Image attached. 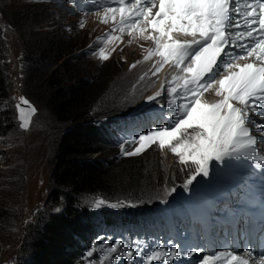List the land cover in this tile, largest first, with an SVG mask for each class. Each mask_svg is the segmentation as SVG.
<instances>
[{
    "label": "rangeland",
    "instance_id": "1",
    "mask_svg": "<svg viewBox=\"0 0 264 264\" xmlns=\"http://www.w3.org/2000/svg\"><path fill=\"white\" fill-rule=\"evenodd\" d=\"M60 1L64 3L60 4ZM71 7V2L65 0H0V66L9 91L8 97L0 95V213L4 214V219L1 220L3 224H0V264L24 263V259L29 257L37 230L47 221L50 214L62 211L60 207L63 205H58L53 200L50 172L58 138L69 127V122H60L52 114L47 88L49 76L61 70L68 83L77 77L87 80L88 87L84 90L83 105L88 104V116L92 117L90 120L102 119L100 122L103 128L110 125V118L115 121L113 117L116 114L121 115L142 107V100L145 98L132 99L125 92L132 80L129 75L132 71L127 70H132L130 68L135 61L143 60L147 56L149 40L137 37L139 41L128 42L127 33L119 32L123 42L121 45L116 44L112 32L115 23L121 24V27L132 25V22L121 20L119 10L79 13ZM157 9V5L152 7L153 14ZM100 13L103 17L98 18ZM126 14L125 12L124 17ZM126 29L129 30V27L126 26ZM49 40L61 44L59 53L62 55L58 60L51 57L39 63L41 57L38 47L47 45L46 41ZM129 46L134 50L131 51ZM108 48L112 53L108 52ZM68 56L69 62L74 64L71 67L66 65ZM236 56L245 57V54L241 52ZM148 58L153 59V55ZM227 59L223 55L219 61L227 62ZM229 63L235 64V59ZM163 66L164 64L161 70L156 72V79ZM220 71L227 74L223 68ZM189 75L167 84L168 88L176 89L177 92L180 85L184 84V78ZM220 78V75L216 76L217 80ZM156 82L145 89L146 95ZM168 88L164 89V95L159 94V97L156 96L151 102L162 99L161 96L170 95ZM21 97L29 101L36 110L26 130L19 127L17 119L16 108L19 103H23ZM214 97L216 102L221 99L217 95L215 84L202 91L201 103L211 104ZM182 100V103H187V96H183ZM10 117L12 120L9 121ZM254 123L263 122L254 119ZM248 127L252 129V125ZM198 131V128L182 130L171 142L166 140L163 148L159 145V138H150L139 154L126 156L121 149L117 152L120 158L135 160L137 165L130 167L144 172L152 170L156 176L155 185L145 191L136 192L151 193V196L132 203V207H154L159 199L166 200L182 192L185 184L193 177L195 179H192L188 187L192 184V188L198 184L207 185L217 177L228 179V172H231L229 167L227 170L226 167L215 171L210 169L209 176L202 177L196 173L197 165L187 153L185 161L181 162L178 154L172 152V147L177 143L193 142ZM126 141L128 143L125 144V151L134 152L139 147L138 138ZM131 164L134 163L129 165ZM147 178L149 182L152 175L148 173ZM105 196L110 197L106 194L103 197H83L82 204L100 200L96 202L98 204L105 200ZM109 211L111 209L106 205L97 210L104 214ZM196 251H200L201 259L204 255L210 257L215 253L198 246L186 254ZM102 257L106 262V257ZM211 260L205 264L217 262ZM201 261L197 264H201ZM93 264L98 263L95 261Z\"/></svg>",
    "mask_w": 264,
    "mask_h": 264
},
{
    "label": "snow or ice",
    "instance_id": "2",
    "mask_svg": "<svg viewBox=\"0 0 264 264\" xmlns=\"http://www.w3.org/2000/svg\"><path fill=\"white\" fill-rule=\"evenodd\" d=\"M118 2L122 5L124 0ZM141 2L142 0H135L128 9L121 7V20L123 21L125 12H134L135 17H142L143 20L136 19L133 27L141 23L145 27L150 26L156 33L152 38L158 44V52L163 61L167 63L171 60L181 72L190 74L184 78L181 89L188 94V102L180 103L175 109L177 115L173 126L139 135V147L134 152L125 151V144L128 143L125 141L120 144L121 151L126 156L139 154L150 138H159V145L163 148L166 140L171 142L182 130L198 128L193 142L177 143L171 150L178 154L181 162L185 161L187 153L197 165L198 174L207 177L210 169L215 171L220 167H227L233 160H239L241 154L257 145L258 137L264 140V123H254V118L264 119V66L254 63L234 65L224 60L218 61L217 58L222 56L225 45L229 43V36H232L230 31L226 35L225 30L231 29L235 24L230 15L235 8L230 10L229 0H158L159 6L155 14L150 7H140ZM147 3L156 7V0H147ZM254 4L256 7L249 5L251 10L244 14L247 30L243 35L253 38L252 45L246 49L248 55L264 59V0H254ZM177 26L190 30L193 39L185 42L172 41L170 33ZM238 38L239 33L232 36L231 43L236 44ZM237 46L245 47L242 44ZM182 64L185 66L181 68ZM221 68L227 72L226 75L221 73ZM217 75L221 76L219 80L216 79ZM213 84L217 85V95L221 99L215 104H202V91L211 88ZM173 91L175 90L168 88L169 94ZM20 99L25 105L29 104L23 97ZM152 99L154 98L149 97V100ZM232 101H237L243 107L236 106ZM167 106L173 107L171 102ZM249 112L252 113L251 116ZM248 125H252L251 131L255 134H250ZM21 127L25 125L21 124ZM192 179L185 184L186 190ZM115 243L118 245L120 241ZM177 250L175 247L172 249L173 252ZM194 254L200 255V251L188 253L189 256ZM221 255L224 254L216 253L217 257ZM229 255L231 259L228 264H233L237 257ZM87 256L91 257L92 252H88ZM148 259L151 260L152 257ZM210 259L213 258L204 255L201 264ZM260 259L264 260V254ZM241 264L248 262L242 261Z\"/></svg>",
    "mask_w": 264,
    "mask_h": 264
},
{
    "label": "trees",
    "instance_id": "3",
    "mask_svg": "<svg viewBox=\"0 0 264 264\" xmlns=\"http://www.w3.org/2000/svg\"><path fill=\"white\" fill-rule=\"evenodd\" d=\"M46 44L38 47L39 63L51 57L58 60L62 55L59 53L60 43L49 40ZM69 60L66 65L71 67L74 64ZM47 82L53 116L60 122H69V127L58 138L50 172L54 203H61L63 207H60L61 212L50 214L37 230L29 257L22 264H83L88 259L87 249L92 248L93 237L104 228L106 216H99L90 205L82 204V198L93 195L103 197L106 194L110 197L105 196L102 202L114 203L125 198L142 201L151 193L136 192L155 185L156 176L152 170L144 172L130 167L137 165L134 159L120 158L117 152L121 148L115 143L116 126L103 128L100 119L90 120L88 104L83 105L87 80L77 77L68 83L65 74L58 70L49 76ZM0 95H9L1 66ZM148 173L152 175L149 182ZM107 216L118 214L114 212ZM2 219L4 214L0 213V224H3ZM96 257L93 255V258Z\"/></svg>",
    "mask_w": 264,
    "mask_h": 264
},
{
    "label": "bare ground",
    "instance_id": "4",
    "mask_svg": "<svg viewBox=\"0 0 264 264\" xmlns=\"http://www.w3.org/2000/svg\"><path fill=\"white\" fill-rule=\"evenodd\" d=\"M146 1L147 0H142L141 5L144 2H146ZM240 4L242 6L244 5V3H240ZM241 5H239L237 3L235 4L233 0H229V8H230V10L233 9L234 6H236L235 11L242 10L243 7ZM246 8H247V6H246ZM235 11H231L230 14H232ZM132 14H134V12ZM97 17L100 18L99 15H97ZM141 20H143V19H141ZM137 26H140V30L139 31L135 32L132 29L130 31V33H127V37H128L127 41L128 42L129 41H131V42L132 41H134V42L135 41H139L138 40L139 38H137V37H143V38H145V40H149L148 43L151 44V45L156 43V40L152 38L153 36L156 35V33L153 31V29L150 26L149 27H145L142 23L141 24H137ZM242 28H245V24L242 27V25H240V23L237 22V23L234 24V26L231 29L232 30H236V32H238L240 34L241 31H242ZM141 29H143V31H141ZM148 30L151 31L150 34H148ZM226 33L228 34L229 32L227 31ZM198 35H199V33L197 32L196 36L198 37ZM178 36H179V39H178ZM187 36H190V37H188L187 41L193 39L192 32L190 30H186L184 28H181L180 26H177L170 33V37H171L172 41H181L180 39L182 37H184L186 39ZM239 36H240V38H245L244 35H239ZM120 37H121V35H119L116 38V44H119V45L122 44L123 41H122V39ZM251 39H253V38H250L249 40H251ZM249 40H245L242 45H244L246 47L247 44H249V42H250ZM239 45H241V44H239ZM129 47H130L131 51L134 50L133 47H131V46H129ZM245 47L242 48V49H245ZM141 49H143V48H141ZM108 52L112 53V50L110 48H108ZM227 54L230 55L231 52L227 51ZM133 57H136V55H133ZM219 58L220 57L217 58L218 61H219ZM162 59L163 58L159 55V52H158L155 57L153 56V59L147 57L146 59L140 60L138 62L135 61V64L130 68L132 70H127V71H132V73L129 74L131 76L132 80H131V82H129V87H128V89L125 92L126 95H128L132 99H137V100L142 99V98L145 97L142 100V102L146 103V102L149 101V97H153L154 98V97L158 96L157 94L158 93L161 94V92L164 90V88H165V86L167 84L175 81V79L179 78L182 75L183 72H181L180 68H177L172 63V61L169 60L167 63H165L160 75L156 79V72H157V69L160 67V61ZM136 60H138V57L136 58ZM244 63H254V64H258V65L264 66V59L257 58V56H255V55H253V56H249L248 55V56L244 57L243 59H241V63L235 62V64H240V65H243ZM235 70L238 71V69H235ZM155 81H157L155 87L150 90L148 95H146L145 94V89H148V87ZM213 93H215V91H213ZM215 102H216V100H215V97H214L212 104H215ZM232 103L235 104L238 107H241V105L237 101H232ZM136 114H138L137 111H132L131 110V111H128L126 113L121 114L120 116L136 115ZM156 116L159 117V115H157V114H156ZM153 118H155V117L153 116ZM155 119H158V118H155ZM257 119H259V118H257ZM114 122H116V126H119V127L121 126L120 123L117 122L116 120ZM250 134H253V133L250 131Z\"/></svg>",
    "mask_w": 264,
    "mask_h": 264
},
{
    "label": "water",
    "instance_id": "5",
    "mask_svg": "<svg viewBox=\"0 0 264 264\" xmlns=\"http://www.w3.org/2000/svg\"><path fill=\"white\" fill-rule=\"evenodd\" d=\"M35 111L36 110L34 109V106L30 102L28 105L19 103V106L17 108L18 119L21 124L25 125V127H21L23 130H26L30 125L32 116L34 115Z\"/></svg>",
    "mask_w": 264,
    "mask_h": 264
}]
</instances>
